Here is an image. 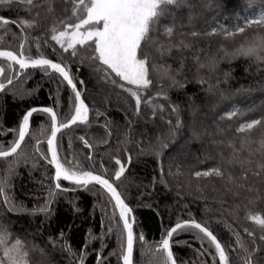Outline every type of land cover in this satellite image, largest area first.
Masks as SVG:
<instances>
[{
	"label": "snow or ice",
	"instance_id": "6c2138e0",
	"mask_svg": "<svg viewBox=\"0 0 264 264\" xmlns=\"http://www.w3.org/2000/svg\"><path fill=\"white\" fill-rule=\"evenodd\" d=\"M0 10L17 12L15 18L0 14V34L18 40V47L0 46V92L7 93L22 73L27 75L26 69L50 76L57 89L53 105L27 107L15 127L0 126V135L12 134L11 139L0 140V264H87L89 256H94V264H111L113 256L117 264H137V240L141 261L150 253L147 264H189L174 246L193 248L191 264H264V209L255 210L264 205V116L233 127L222 122L256 106L220 111L224 101L252 91L251 86L231 88L232 61L245 58L246 74L252 65L256 74L264 71V0H0ZM44 23L46 30L33 35ZM252 28L257 30L247 35ZM215 37L220 42L213 50ZM49 39L61 50L57 53L53 47L56 59L41 51ZM224 61L230 67L221 73ZM85 67L96 82L93 87L102 86L122 101L118 109L122 122L85 102L87 81L78 75ZM193 82L198 91L188 93L187 85ZM62 88L69 104L64 116ZM32 91L12 90V95L23 99ZM93 112L97 123L104 117V134L95 143L90 136H78L88 149L85 166L73 155L71 138L67 150L61 138L74 125H90ZM217 112L209 121V113ZM34 113L44 114L49 123L33 129ZM99 146L107 151L97 160ZM131 146L137 157L154 158L159 176H153V190L157 183L171 190L172 178L177 196L183 198L187 192L204 202L203 218L191 212L187 219L178 216L152 242L143 232L137 234L134 208L121 190L125 179L133 183L127 177L133 163ZM106 159L114 163H105ZM206 161L213 163L208 166ZM22 165L28 168L29 179L35 169L44 167L40 183L51 181L44 186L42 203L32 207L15 191ZM80 189L90 192L96 198L94 207L102 203L105 211L100 231L88 228L77 251L63 228L45 236L44 223L54 218L53 205L60 195ZM144 195L141 191L137 199ZM71 203L74 213L79 212L75 196ZM212 203L218 207L213 209ZM37 215L44 219L35 232L17 230L21 219ZM220 224L227 239L218 233ZM180 234L190 238L176 239ZM113 237L117 247L109 249ZM96 241L98 247L89 252ZM57 253L59 259H54Z\"/></svg>",
	"mask_w": 264,
	"mask_h": 264
},
{
	"label": "trees",
	"instance_id": "16d2710c",
	"mask_svg": "<svg viewBox=\"0 0 264 264\" xmlns=\"http://www.w3.org/2000/svg\"><path fill=\"white\" fill-rule=\"evenodd\" d=\"M0 14L5 16H12L15 18L17 12L0 10ZM20 16H24L23 11L19 12ZM207 15L211 16V13ZM221 19H223L221 17ZM234 20H231L230 23H234ZM204 27L203 23L200 25ZM47 28V23L41 25L40 29L37 32H34L33 35H37L41 31H45ZM13 31H18L15 26H12ZM256 28L248 30L247 35H251L253 31H256ZM47 38V37H45ZM220 42L219 37H215L211 41V47L213 50L217 48L218 43ZM227 47L231 48L234 46L232 42H225ZM0 46L2 47H18V40H13L11 35H2L0 34ZM56 47L57 53L61 50L58 45H55L54 41L49 39L47 47H42L41 51L43 54L49 56L50 58L56 59V54L53 53L52 49ZM33 54L36 53V48L33 46L31 48ZM248 66V61L245 58H237L231 62L232 79L229 82L231 88L235 89L243 85L245 88L249 86L252 87L251 92H244L238 95L232 96L230 100H226L220 106V111H228L234 107H239L241 111L245 108L255 105L256 108L254 111L245 112L243 116H237L236 118L229 120L225 118L222 122L223 124H231L235 127L239 122H242L244 119H252L260 116H264V71L256 74V66L252 65L250 73L246 74L244 69ZM73 71H75V65L72 66ZM230 67L229 62L224 61L220 64V72L227 70ZM27 73L26 76L22 73V78H18L14 81L11 89L7 93L0 92V126L4 128H13L17 125L19 116L22 115L23 111L27 107L39 106V105H53L56 100V84L52 82L50 76H45L40 70L32 69L25 70ZM80 77L87 81V91L84 93L85 102L93 109H99L101 112H106L109 117H112L118 121L123 120L122 113L118 110L122 101H118L115 93L109 95L108 91L102 86L97 85L93 87L96 83L93 78L89 76V70L85 67L80 73ZM191 76V73H189ZM227 87V85H222ZM199 86L197 84L190 83L187 85L188 93H196ZM33 90L32 94L24 95L23 99L13 98L12 90L17 92L26 93L27 90ZM61 115H67L69 112L68 104V93L65 89H61ZM175 98V93H173ZM106 98L109 102H106ZM217 113H209L208 120L211 121L216 118ZM92 123L90 125H75L72 126L69 130L64 132V136L61 138L63 148L68 149L69 138L72 142V151L73 155L76 156L81 162L87 166L88 161L86 160V154L88 149L83 145V143L78 139L79 135H87L93 138V143L96 142L98 138L103 136L104 129L101 124L104 120V117H99L101 123H97V117L95 112L90 116ZM48 124L49 121L46 116L42 113H34L31 118V127L33 129L38 128L41 123ZM6 136L7 139L12 138L10 132L0 135V140L4 139ZM195 146V145H194ZM46 142L44 143V149L46 150ZM115 147V137H113V148ZM106 148L104 146H99L96 149V157L99 160L101 153L106 154ZM131 151L133 153V163L130 166V169L127 171V177L133 181L129 185V180L125 179L122 182L121 190L125 192V195L128 199L130 205L134 208V216L136 218V228L135 232L137 234L143 232L147 238V241L152 242L154 240H159L162 234V230L171 226L175 223L177 217L184 219L188 218L189 212L194 214L197 218H203L201 209L204 206L203 201H197L193 196L188 195L187 192L184 193L183 198L177 196L176 188L172 178H169V182L173 185L171 190H167L163 185L157 183L155 185V190L152 188L153 176H159V171L156 168L154 158L151 156H142L137 157V149L134 146H131ZM67 155V151L62 152V156ZM75 162V161H74ZM105 163H114L109 162L107 159ZM213 161H206L208 166H211ZM40 164L44 167H48L44 164V161H40ZM98 166V165H97ZM44 167L37 168L33 171V179H29L28 168L23 165L20 167L19 171L22 173V176L15 181L16 184V194L18 198H23L28 207H32L34 204L42 203V198L44 196V186L51 183L50 180L44 181V185L40 183L42 180V174L44 172ZM52 169L49 167V175H51ZM64 186L67 187L68 184L64 183ZM144 191L145 195L140 199H137L140 196V192ZM211 195V193H209ZM76 197V207L80 209L79 212L74 213L71 197ZM94 198L90 192H84L83 189H80L76 193H71L67 197L65 195H60L57 198L56 203L53 205L54 208V218L51 220L50 224L46 221L44 223L45 236L53 232L59 231L61 228L68 233L67 239L70 242L71 246L75 250H79L80 246L84 243V236L88 228H93L94 232L100 231L101 220L104 219V211L102 203H99L94 207ZM151 204L152 207H147V204ZM211 203V202H210ZM187 205V207H184ZM213 209L218 206L212 203ZM264 209V205H257V211ZM110 215V213H109ZM241 217L244 215L243 209L240 212ZM15 219V217H12ZM43 216L37 215L36 217L27 216L21 219L17 224V230L28 229L30 232H35L36 228L40 225ZM250 227H254L251 222H244ZM105 224L107 221L105 220ZM69 225L71 228L69 230ZM218 233L227 239V231L222 224L218 226ZM38 236V234H37ZM190 234H180L176 239H189ZM194 246L196 245L195 241H191ZM99 242L96 241L89 246V252L92 251L93 247H98ZM117 247V241L115 237L111 239L108 243V248ZM174 251L180 257L181 260H188L191 264L192 259L194 258L193 248L184 247V246H174ZM104 255H107L105 251ZM150 258V253H146L143 261H141L140 255V242L136 241L135 246V259L137 264H147ZM54 259H59V254H54ZM87 264H94V256H89L87 258ZM111 264H117V257H111Z\"/></svg>",
	"mask_w": 264,
	"mask_h": 264
},
{
	"label": "water",
	"instance_id": "95a60500",
	"mask_svg": "<svg viewBox=\"0 0 264 264\" xmlns=\"http://www.w3.org/2000/svg\"><path fill=\"white\" fill-rule=\"evenodd\" d=\"M26 70H32V69H26ZM25 71V70H24ZM75 126V125H74ZM63 183H65V184H68V182H63Z\"/></svg>",
	"mask_w": 264,
	"mask_h": 264
}]
</instances>
